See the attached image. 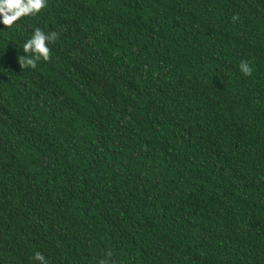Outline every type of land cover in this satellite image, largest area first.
Here are the masks:
<instances>
[{"label": "trees", "instance_id": "1", "mask_svg": "<svg viewBox=\"0 0 264 264\" xmlns=\"http://www.w3.org/2000/svg\"><path fill=\"white\" fill-rule=\"evenodd\" d=\"M36 28L58 38L32 69ZM36 252L264 264V0H47L0 24V264Z\"/></svg>", "mask_w": 264, "mask_h": 264}, {"label": "clouds", "instance_id": "2", "mask_svg": "<svg viewBox=\"0 0 264 264\" xmlns=\"http://www.w3.org/2000/svg\"><path fill=\"white\" fill-rule=\"evenodd\" d=\"M47 6V0H0V24L11 27L17 21L24 17L40 13ZM234 19H236L234 17ZM58 38L56 32L45 33L40 28L34 29L30 38L23 45L25 55L18 58L19 64L23 67L35 69L38 61H44L50 58V45ZM240 72L245 76L252 74V67L248 62H241L239 65ZM34 262L39 264H49L46 257L36 252L33 257Z\"/></svg>", "mask_w": 264, "mask_h": 264}]
</instances>
